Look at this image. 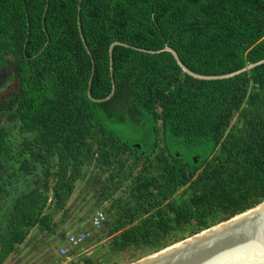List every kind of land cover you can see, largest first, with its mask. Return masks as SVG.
<instances>
[{
	"label": "trees",
	"instance_id": "trees-1",
	"mask_svg": "<svg viewBox=\"0 0 264 264\" xmlns=\"http://www.w3.org/2000/svg\"><path fill=\"white\" fill-rule=\"evenodd\" d=\"M79 6L0 0V77L8 67L6 84L15 81L0 99V264L33 230L67 241L58 227L90 168L99 201L111 199L96 230L110 242L73 264H130L264 201V63L205 80L184 72L169 51L115 45V93L95 101L92 58L79 30L80 18L95 62L91 92L104 98L112 91L114 41L169 45L205 75L263 59L264 0Z\"/></svg>",
	"mask_w": 264,
	"mask_h": 264
},
{
	"label": "water",
	"instance_id": "water-1",
	"mask_svg": "<svg viewBox=\"0 0 264 264\" xmlns=\"http://www.w3.org/2000/svg\"><path fill=\"white\" fill-rule=\"evenodd\" d=\"M81 3L82 0H80L79 11L81 10ZM79 30L87 52L92 58L88 94L95 101H106L115 93L116 85L113 76V47L115 45H123L151 53L169 51L174 55L184 72L195 78L205 80L233 77L264 63L263 58L230 73L205 75L189 69L182 62L178 52L169 45L158 50H150L132 46L125 42L114 41L109 48L112 91L107 97L95 98L91 92L95 62L84 37L80 18ZM133 146L138 149L141 148L139 143ZM130 264H264V201Z\"/></svg>",
	"mask_w": 264,
	"mask_h": 264
},
{
	"label": "rangeland",
	"instance_id": "rangeland-1",
	"mask_svg": "<svg viewBox=\"0 0 264 264\" xmlns=\"http://www.w3.org/2000/svg\"><path fill=\"white\" fill-rule=\"evenodd\" d=\"M8 69H4L0 77V99L5 97L15 87V81H7ZM96 170V169H95ZM96 174L90 168L86 176L79 179L76 182L74 193L69 200L67 207L69 208L68 215L64 222L58 227V231L64 230L68 236L70 233L78 232L82 229H86L90 232V238L82 246L76 249L79 256H84L89 252H92V256L99 255L105 252L104 248L109 245L110 239H99L98 231L94 230L91 226V219L98 210H106L111 205V199L99 201L102 196V188L96 185L92 175ZM107 174H101L100 179L102 181L101 186H105ZM98 178V177H96ZM126 187V185H124ZM123 187V188H124ZM123 188L117 190L113 194V198L123 194ZM98 202V204H97ZM85 215L83 219L81 217ZM107 215L109 216L108 212ZM61 213L57 215V219H60ZM66 240H61L56 235L44 236L36 234L33 230L28 239V242L20 246V251L17 254H13L5 262V264H23L21 260L27 257L24 264H30L31 262L48 259L49 257L57 258V248L65 243Z\"/></svg>",
	"mask_w": 264,
	"mask_h": 264
},
{
	"label": "built area",
	"instance_id": "built-area-1",
	"mask_svg": "<svg viewBox=\"0 0 264 264\" xmlns=\"http://www.w3.org/2000/svg\"><path fill=\"white\" fill-rule=\"evenodd\" d=\"M106 218V212L104 210H98L91 219L92 228L95 230L100 229ZM89 236L90 233L88 231L70 233L68 234L67 241L57 248V258H54V260L43 259L31 262L30 264H73V262L78 260L80 255L77 252H73V250L84 244Z\"/></svg>",
	"mask_w": 264,
	"mask_h": 264
},
{
	"label": "crops",
	"instance_id": "crops-1",
	"mask_svg": "<svg viewBox=\"0 0 264 264\" xmlns=\"http://www.w3.org/2000/svg\"><path fill=\"white\" fill-rule=\"evenodd\" d=\"M67 215H68V213L66 214V216H64V220H65V218L67 217ZM64 222V221H63ZM62 222V223H63ZM26 260H27V257L25 258V259H23V260H21L20 262H22L23 261V264L26 262Z\"/></svg>",
	"mask_w": 264,
	"mask_h": 264
},
{
	"label": "flooded vegetation",
	"instance_id": "flooded-vegetation-1",
	"mask_svg": "<svg viewBox=\"0 0 264 264\" xmlns=\"http://www.w3.org/2000/svg\"><path fill=\"white\" fill-rule=\"evenodd\" d=\"M6 69H8V70H9V68H8V67H6ZM8 72H10V71H8Z\"/></svg>",
	"mask_w": 264,
	"mask_h": 264
}]
</instances>
